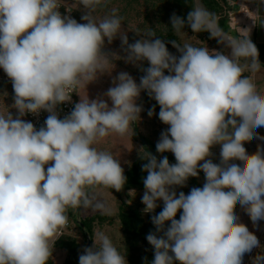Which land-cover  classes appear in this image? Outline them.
<instances>
[{"label":"clouds","instance_id":"obj_1","mask_svg":"<svg viewBox=\"0 0 264 264\" xmlns=\"http://www.w3.org/2000/svg\"><path fill=\"white\" fill-rule=\"evenodd\" d=\"M101 2L80 0L86 11L85 23H79L60 13V0H0V68L12 83L11 108L17 111L15 117L0 113V264H49L70 208L113 214L95 190L120 192L127 177L120 159L94 145L112 133L134 135L142 91L156 101L159 120L169 126L156 150L171 152L176 161L158 160L150 152L141 157L147 174L142 212L154 213L163 202L151 216L155 231L146 236L154 250L150 264H243L246 254L264 247L235 212L239 204L254 226L264 220V147L249 154L244 146L264 139L257 132L264 128V90L253 78L262 64L251 29L239 28L238 37L224 33L218 16L194 0L186 20L172 14L171 28L177 34H185L186 26L193 33L208 32L231 51L172 40L177 56L154 31L129 43L116 9L103 19L94 17ZM248 2L257 5L255 11L241 6L256 25V18H264V0ZM117 37L125 56L104 51L105 41ZM119 59L144 73L139 83L121 71L102 96L80 97L59 118L61 104L71 102L80 86L111 75ZM41 111L48 116L39 129L24 119ZM154 113L155 106L147 114ZM217 145L220 159L214 163L211 149ZM200 172L202 187L177 194V187ZM92 239L79 264H128L103 231L97 229ZM251 264H264V251Z\"/></svg>","mask_w":264,"mask_h":264},{"label":"rangeland","instance_id":"obj_2","mask_svg":"<svg viewBox=\"0 0 264 264\" xmlns=\"http://www.w3.org/2000/svg\"><path fill=\"white\" fill-rule=\"evenodd\" d=\"M63 2L71 5L74 9V19L77 20L79 23H85L81 19L82 15H84V11L86 9H83V6L80 5V0H62ZM222 2V1H221ZM223 4V3H222ZM226 4H224V13L229 21V16L227 13L226 9ZM252 6V5H251ZM257 5L254 3L252 8L250 10H255ZM116 9L117 15L123 17L122 20V27L123 31L126 32L128 36V41L129 43L135 42V40L140 39L141 37L145 36V34L149 31H154L156 36L165 40L166 39V31L170 27V18L173 13H175L178 16H181L180 14L183 12L181 11L180 8L174 5L173 0H102L101 4L96 7V10L94 12V17L97 20L103 19L105 16H110L112 13V10ZM261 15H264V11L261 12ZM229 25V24H228ZM264 18L258 17L256 18V25L254 26V33L250 36V38H254L255 41L258 42L259 38H261V33L264 34ZM256 27H257V36L256 35ZM230 30L233 35L231 34L232 37H238L239 36V28H231L229 26ZM224 33H227L224 31ZM176 42L179 44L183 43H191L195 44L196 46H207L209 50L215 49L218 51H227L230 54V49H226L224 45H221L217 42L216 39H206V40H200V38L190 35L188 33L185 34H176ZM205 36H208L206 34ZM168 50L174 54L179 56L180 53L177 51L176 48L172 46V44L167 45ZM105 52L107 53H112L115 52L120 56H125L126 53L122 51L121 49V40L119 37L113 40L111 44H108L107 41H105ZM262 66L260 70H264V58H259ZM115 64V68L113 69L111 75L105 73L104 75H101L97 81L92 82L88 84L86 87L85 86H80L77 89L78 94H75L76 102H79L80 97L82 98H87L89 99H95L98 96H102L104 92L107 91L109 87L112 86V78L116 76L119 72L124 71L129 73L137 83L140 81V77L142 76L139 68L134 66L133 64L130 63H125L123 59L115 60L113 61ZM243 63V61H242ZM148 63L147 61L144 62V67H147ZM109 70L113 68L112 64H109ZM244 75H249L251 76L252 74L250 72H245ZM254 80L255 82H260L259 79H257L256 73L254 74ZM264 88V86H262ZM5 95H0V113L7 115L9 111H11L12 115L15 117L17 114L16 109L11 108V105L14 103L13 96V88L12 87H7L5 91ZM12 92V95L10 94ZM143 95V91L141 92L140 98L138 99L137 103L142 105L143 111L140 113V120H137V129L141 136L147 135L154 143H157L161 132L166 130L169 126L163 124L159 118H158V113H154L152 117L148 116V111L144 105V103L141 100V96ZM108 103L111 105V102L108 101ZM10 108V109H9ZM25 120L26 116L24 117ZM260 129H257V131ZM262 131H264V128H261ZM263 137V136H262ZM263 140V139H261ZM248 145V143H247ZM247 145L245 143V148H247ZM252 146L249 151H247L249 154L255 153L256 150V145L251 144ZM254 145V146H253ZM98 150H103L110 152L111 154L114 155L115 158L120 159L121 165L124 168V171L127 170L128 168L131 167L132 161L138 159L139 157H144L148 155V153L145 151V149H141L143 146V143L138 140L134 135L132 136L131 134L125 135V136H119L118 134L112 133L109 136L105 137L103 140L99 141L96 145ZM135 146L136 150L135 151ZM216 146H214L211 151L213 153L212 159L213 162L219 160L220 157V152L215 151ZM141 149V150H140ZM140 150V151H139ZM171 153V152H170ZM172 154V153H171ZM174 157V155L172 154ZM175 158V157H174ZM202 163V162H201ZM236 163H239V161H236ZM203 172L199 173V176L197 177L199 183L201 184L200 180H203ZM200 179V180H199ZM201 186H203L201 184ZM183 189H178L179 192L184 191ZM103 189L97 188L95 190L97 196L99 199H102L104 201L107 200V197L104 192H102ZM141 191V190H140ZM144 192V191H141ZM107 204L111 207L110 203L106 201ZM137 202V201H136ZM141 204V202H139ZM138 203H134L133 205H128L133 208H136L142 212V209L144 207H138ZM163 204V202H160L159 205ZM158 205V206H159ZM163 208V205L161 208L155 209V211H158ZM235 212L238 216L244 215L245 211L240 210V205L237 204L235 208ZM146 214V213H144ZM96 215L90 208L89 209H68L67 211V216L68 220L70 222V226H73V228L78 231V232H83L85 234V239H77L80 244L81 248L84 249L86 247L87 240L90 239L91 241V246H92V236H94L95 232L97 229H105V230H111L114 232L112 241L117 245V243L124 248V253L126 255V239H125V234L123 232V228L119 219V210L115 211L112 215H107L108 218L106 220H96L94 223V228H93V233L90 235L86 230L80 229L77 224H79V221H81L85 217H92ZM147 218V217H146ZM249 217H246L248 219ZM240 219V222L243 223L244 225L247 226L250 232H253L257 238L260 241L261 245H264V223H263V228L261 227V221H258L257 224L254 226L248 227L249 220ZM66 230H68L66 228ZM118 231L122 235L121 240H117V236L115 232ZM86 242V243H85ZM258 251H264V247L261 249H253V251L250 254H246L244 257L243 264H246L251 260V257L255 256ZM61 257L59 258V256ZM53 259L54 261L57 262V264H60L61 262H65L67 259V252L66 250H62L59 248H55L53 251ZM127 259V255H126ZM128 261V259H127ZM61 263V264H63ZM129 264V262H128Z\"/></svg>","mask_w":264,"mask_h":264},{"label":"trees","instance_id":"obj_3","mask_svg":"<svg viewBox=\"0 0 264 264\" xmlns=\"http://www.w3.org/2000/svg\"><path fill=\"white\" fill-rule=\"evenodd\" d=\"M174 5L178 8H182L181 11H183L180 15V17L185 18L187 17V14L191 10V7L193 6V0H173ZM222 1V2H221ZM201 4L207 8L210 12L215 13L219 18V25L223 29V31L229 32L230 28L228 25V20L226 18L224 13V4L226 3V0H200ZM223 3V4H222ZM74 18V15L72 16ZM185 33H188L190 35H194L200 40H206L210 39V34L208 32H200V33H193L189 27H185L183 29ZM174 29L170 27L166 31V39L165 43L167 45H170V41L176 40V35ZM208 34V36H205ZM253 43L257 46L259 50V58H264V44H258L256 43L255 39H251ZM167 74V72H166ZM141 75H144V73H141ZM142 102L145 104L144 106L147 109H152L153 106H155V111L159 113L160 108L159 105L156 103V101L152 98H150L146 92H143V95L141 96ZM137 125V123H136ZM145 137V136H144ZM149 143L150 147L148 148L145 145H143L145 151L148 153L155 155L157 159H160L161 155L167 156L170 163H175V158L172 156L170 152H165L163 154L158 153L156 150V143H154L152 140H150L148 137H145ZM146 157V156H144ZM146 163L145 160H143L141 157L136 159L131 167L124 171V174L127 177V183L125 184V188H137L141 191H144V185H143V178L147 175L145 172L142 171V165ZM185 194H188L191 188L193 187H202L199 183L197 177H190L187 181V185L184 186ZM178 189H183V187H177L175 190L177 191V194L179 193ZM114 190V189H113ZM162 209L155 211L154 213H146L144 214L140 210L133 208L131 206H128L127 204H121L120 210H119V219L123 228V232L125 234V241H126V255L129 264H145V258H147V261L150 262L154 258V250L152 246L148 243L146 236L152 232L155 231V226L151 223V216L158 214ZM180 213H177V219H179ZM147 217V218H146ZM108 218L107 215L104 214H96L92 217H85L83 218L80 223H83L84 230L88 232V234L93 233L94 223L96 220H106ZM77 224V226L80 229H83L81 227V224ZM57 247L66 250L67 252V259L63 264H78L79 261V255L83 252V249L81 248L80 242L69 235H63L60 237L59 240H57L56 244ZM49 264H57L53 262V260L49 259ZM178 264V262H177Z\"/></svg>","mask_w":264,"mask_h":264},{"label":"crops","instance_id":"obj_4","mask_svg":"<svg viewBox=\"0 0 264 264\" xmlns=\"http://www.w3.org/2000/svg\"><path fill=\"white\" fill-rule=\"evenodd\" d=\"M262 35H261V38H259V40H258V42L256 41V43H258V44H264V34L263 33H261ZM255 36H257V27H256V35ZM2 68H0V70H1ZM256 76H257V79H259V81L260 82H257L256 84H257V86H258V88H260L261 90H264V88L262 87V86H264V70L262 69V70H260L259 72H257L256 73ZM6 89H7V87H0V95H5V91H6ZM11 95H12V92L10 93ZM156 112V111H155ZM157 113V112H156ZM137 123V122H136ZM258 133H259V135H260V137H264V131H262L261 129L260 130H258L257 131ZM141 134H143V133H140V135ZM145 137H148L147 135H144ZM143 136V137H144ZM134 137H135V135H134ZM149 138V137H148ZM150 139V138H149ZM151 140V139H150ZM247 143H248V145H247ZM251 144H254V145H256V150H257V146L258 145H260L261 147H264V139L263 140H261V139H256V138H254L253 140H251L250 142H246V145H247V148H246V150L247 151H249L250 149H251V147L250 146H252ZM144 145V144H143ZM253 145V146H254ZM143 147V146H142ZM144 148V147H143ZM137 148H136V146H135V151H137L136 150ZM215 151H219L220 152V146L219 145H217L215 148ZM219 159H220V157H219ZM135 160H133L132 161V164H133V162H134ZM214 163H219V160H217V161H215ZM240 163V162H239ZM129 169V168H128ZM126 171V170H125ZM202 177H203V180L204 181H202V180H200V182H201V184L203 185L204 184V182H205V177H204V173H203V175H202ZM130 189H134L135 190V193H132L131 194V196L129 195V190ZM102 192H104L105 193V195H106V197H107V200L106 201H108L109 203H110V205H111V208L113 209V213H115V211H117V210H120V207H121V204H127V205H133L134 203H138L137 205H138V207H145V205H143L142 204V202H141V197H142V195H143V192H141L139 189H137V188H125L124 187V189L122 190V191H120V192H117V191H115V190H111V189H103L102 190ZM128 201H131V203H128ZM137 201V202H136ZM139 202H141V204L139 203ZM160 202H162V201H158L157 203H158V205H159V203ZM242 208L240 207V210H241ZM243 210V209H242ZM95 214H102L101 212H99V211H95L94 212ZM104 215H106V214H104ZM246 217H249L248 216V214L245 212L244 213V215H242V216H239V218L240 219H246ZM246 220H249L248 222H249V224H248V227H250V226H252V224H253V222L250 220V218H248V219H246ZM263 223H264V220H261V224H262V228H263ZM66 228L68 229V230H66ZM100 231H103L105 234H107L111 239L113 238V235H114V232H112L111 230H105V229H101ZM62 232H63V235H69V236H71V237H73V238H76V239H85L86 237H85V234H83V232L81 231V232H78V231H76L74 228H73V226H65L64 228H63V230H62ZM118 231H116L115 232V234L116 235H118ZM62 235V236H63ZM119 235H122V234H120L119 233ZM117 236L116 238H117V240L119 241V240H121L122 239V236ZM57 242V241H56ZM86 243V242H85ZM56 244V243H55ZM115 244V243H114ZM92 245H93V242H92ZM116 245V244H115ZM117 247H118V249L121 251V252H123L124 253V248L121 246L120 247V245L117 243V245H116ZM55 248H59V247H57L56 245H54V250H55ZM59 249H61V248H59ZM62 250H64V249H62ZM61 257V255L59 256V258ZM51 259L53 260V262H55V263H57L56 261H54V259H53V257H51ZM61 263H63V262H61ZM60 263V264H61Z\"/></svg>","mask_w":264,"mask_h":264},{"label":"built area","instance_id":"obj_5","mask_svg":"<svg viewBox=\"0 0 264 264\" xmlns=\"http://www.w3.org/2000/svg\"><path fill=\"white\" fill-rule=\"evenodd\" d=\"M60 3L63 5L59 8V11L62 15H70L71 17L74 15V9L71 5L63 2L60 0ZM226 9L229 16L228 24L231 28H248L247 21L250 19L249 17H246L244 21L238 22L237 18L243 17L246 13H248V9H251L254 3L247 2L245 3V0H226ZM241 5H245L246 7H243ZM252 5V6H251ZM69 9L71 12L69 13L67 11ZM255 26V24H254ZM254 33V27L251 30L250 36ZM0 87H12V83L10 79L7 77V75L4 73L3 69L0 70ZM75 94H72V101L71 102H65L61 104L57 111L59 114V118L63 119L64 116L68 115L72 109L74 108V104L76 103ZM48 116V113L45 111H41L39 116H34L32 114L26 115L27 121H31L37 129L41 127L44 123V120ZM70 222L68 220V224L66 226H69ZM254 257V256H253ZM252 258V257H251ZM246 264H251V260L247 262Z\"/></svg>","mask_w":264,"mask_h":264},{"label":"water","instance_id":"obj_6","mask_svg":"<svg viewBox=\"0 0 264 264\" xmlns=\"http://www.w3.org/2000/svg\"><path fill=\"white\" fill-rule=\"evenodd\" d=\"M193 3H194V0H193ZM133 130H134L135 137L138 140H140L146 147L151 148L149 141L145 137H143V136L140 135V133H139V131L137 129L136 123L133 124ZM162 156H164V155H161L160 158H162ZM162 205L163 204L159 205L156 209L161 208ZM79 223H80V221H79ZM80 224H81V227L83 228L84 227L83 223H80ZM86 247H91V241H90V239L87 240ZM78 264H79V261H78Z\"/></svg>","mask_w":264,"mask_h":264},{"label":"bare ground","instance_id":"obj_7","mask_svg":"<svg viewBox=\"0 0 264 264\" xmlns=\"http://www.w3.org/2000/svg\"><path fill=\"white\" fill-rule=\"evenodd\" d=\"M248 2V0H245V3H247ZM255 11V10H254ZM246 17H248L247 16V14H245L243 17H241V18H237V21L238 22H242V21H244V19L246 18ZM247 24H248V28H250L251 30L253 29V27H254V24H253V21L251 20V19H249L248 21H247ZM226 34H229V35H233V33L231 32V31H229V32H227Z\"/></svg>","mask_w":264,"mask_h":264}]
</instances>
